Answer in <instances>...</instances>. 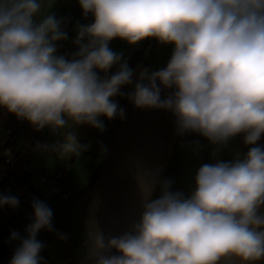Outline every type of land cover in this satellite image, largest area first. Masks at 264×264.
I'll return each mask as SVG.
<instances>
[{"label":"clouds","instance_id":"1","mask_svg":"<svg viewBox=\"0 0 264 264\" xmlns=\"http://www.w3.org/2000/svg\"><path fill=\"white\" fill-rule=\"evenodd\" d=\"M55 3L0 0V116L46 133L33 153L90 152L79 129L102 135L105 121L126 118L124 100L169 113L175 135L203 138L214 161L196 169L187 194L162 167L135 165L136 215L106 231L96 198L77 264H264V0H75L77 20ZM114 40L169 51L162 65L133 66ZM236 137L247 151L218 159ZM96 149L99 159L108 153L103 141ZM21 204L0 192V212ZM42 232L69 238L49 201L32 195L23 226L3 240L6 264H46Z\"/></svg>","mask_w":264,"mask_h":264},{"label":"water","instance_id":"2","mask_svg":"<svg viewBox=\"0 0 264 264\" xmlns=\"http://www.w3.org/2000/svg\"><path fill=\"white\" fill-rule=\"evenodd\" d=\"M126 112L124 128L111 143L100 168L105 180L96 215L101 226L113 232L123 229L137 213L138 197L133 180L135 165L162 167V176L174 181L173 190L187 194L193 187L196 169L202 163L214 162L210 157L212 148L206 140L197 135H175L174 120L169 113L137 110L130 104H127ZM261 143H264V137ZM246 151L241 138L236 137L219 152L217 158L230 160L237 153ZM117 173L121 179H113ZM155 195H158V190ZM95 199H90V205H86L87 221L92 215L89 209ZM83 227L86 229V221ZM76 249L74 264H77V257L82 252V244Z\"/></svg>","mask_w":264,"mask_h":264},{"label":"trees","instance_id":"3","mask_svg":"<svg viewBox=\"0 0 264 264\" xmlns=\"http://www.w3.org/2000/svg\"><path fill=\"white\" fill-rule=\"evenodd\" d=\"M169 49L167 48H158L157 45L155 44V42H148L145 41L143 43H141L139 46L135 47V48H129L127 50V52H125L124 54L126 56L131 57L130 59V63L134 66L137 63H143L145 65H149V64H153L152 63V59H156L155 56H165L167 55ZM165 54V55H164ZM163 62H161L159 65H162ZM155 65V64H154ZM121 105L124 106L125 108H127V102L124 100L120 101ZM125 122V119L123 120ZM110 122H117L116 128L112 129V135H111V139L107 140L105 143L108 146V149L111 145V143L113 142V140L115 139L116 135L120 132V127H119V123H121V120L116 119ZM106 124L109 123V121H105ZM17 127H21L23 129V133L20 137V139H18L17 141H13V136L12 135L15 131V128ZM29 133V126L25 123L22 122H18L15 118L13 117H7L6 121L2 124V126L0 127V180H3L4 178L1 177L2 172L5 169H9L11 166L10 163H7L3 158V155L5 156L6 154H8L12 149H21L24 152V158L26 161L31 162V163H37V169H39V172H36V170H32L33 175L31 177V179H28L29 183H28V188L22 193L20 194V199L22 201V206L25 205V201L28 204L29 198L32 195H36L39 197H42L43 195V189L42 188H55L59 190L58 195H60L61 193H67V191L65 189H63V191H60V186L59 185V180L61 177H63L64 172L66 171L67 168H64L62 170H58L56 172H52L49 169L46 168L45 165H40L38 162H35L33 160H31V158L28 155V149L25 146V138L27 136V134ZM32 133H34L32 131ZM39 134L34 133L35 138L37 139V136ZM103 160V159H102ZM44 169H43V168ZM101 165L99 167L94 168L90 180L88 182V184L80 189H77V191H73L72 193V197L74 196V192L77 194V196H81L83 194H88L91 193L92 191H95V196H97L98 194H100V190H101V179H100V175H101V171H100ZM10 171V169L8 170ZM42 172H45V174H49V178L48 179H39L40 176H42ZM12 175V174H11ZM58 175V177H57ZM36 177L40 182L41 185L40 187H36L33 182H32V178ZM54 177H56V179H54ZM64 188V187H63ZM97 189V190H96ZM62 190V189H61ZM32 192V194L29 196L28 193ZM28 205H25V207L22 209L20 208L16 213H13V215H9L8 217L4 218L3 216H0V221H2L3 219L5 220H18L19 218H23L25 216H21V211H23V213H25V211L27 210L26 207ZM86 215V212H85ZM85 215H83V217H85ZM11 255V248L7 247L4 245V243L0 242V264H6V261L8 260L9 256ZM75 257V255H74Z\"/></svg>","mask_w":264,"mask_h":264},{"label":"crops","instance_id":"4","mask_svg":"<svg viewBox=\"0 0 264 264\" xmlns=\"http://www.w3.org/2000/svg\"><path fill=\"white\" fill-rule=\"evenodd\" d=\"M53 11H55L57 13V15H70L74 20L80 19V15H81L80 9H79L78 5L75 3V0H56L55 5L53 6ZM110 46L116 50H123L124 53L127 52V50L129 49V47L125 43H123L119 40H114ZM70 48H71V45L66 44L64 49H62V51L70 50ZM167 55H168V53H167ZM167 55L164 56V58L161 60V62L164 63V61L167 58ZM159 61H160V59H159ZM5 121H6V118L0 116V127L2 126V124ZM40 134H42V133H40ZM79 134L84 136L86 138V140H88L90 137L89 132L84 127H81ZM38 138L42 139V138H40V135L37 136V139ZM44 138H46V135H44ZM37 139L35 138L34 133H32V130L29 128V133L27 134V136L25 138V146L28 149L29 157L30 158L33 157L32 159L35 161H42V163H44L46 168L52 172H56L58 170H62L64 168H67L66 171L64 172V175L69 176L70 172H72V170H73L72 163L75 160H78L79 157L73 156L70 158L61 159V158H58L54 154L37 155L31 151V144H32V142H34ZM81 141L84 142L83 140H81ZM93 170L94 169L92 168V171ZM90 177H91V174L89 175L88 179H90ZM77 179H78V177H77ZM77 189L78 188H75V191H77ZM65 190L67 191V193H69L71 195V197H70L69 203H67V202L64 203V205H65L64 208L67 209V207L71 206V207H74L76 210V212L74 214L73 222H70V220H69V215H70L71 209L68 208L69 209L68 212L63 210L64 213H62V212L58 213V212H56L59 209V206H58L57 210H55L54 212H55V224H56L57 229L60 231L67 232L69 238L66 241H60L55 237V235L48 234L45 232H42L40 234V236L45 241L54 240V241L58 242L59 251L62 254L63 259H64V263H62V264H74L72 261L74 259V255L77 251L76 247L80 246V244L82 243L83 235L85 232V229L83 227V225L85 223L84 222L85 217H83V215H85V208H84L85 204L84 203L87 202L89 199H91V198L93 199L94 197H96L95 196L96 194H95V191H92L91 193L83 194L81 196H77V194L74 192V196L72 197L71 192H73L74 190H67V189H65ZM60 191H61V189H60ZM60 209H61V207H60ZM14 222H15V220H11V221H7V222L2 224L3 230H5L7 232L5 237L8 235V230L10 228H13V227L21 228L23 226L24 219H23V221H19V223H17V224H15ZM3 230H0V234ZM4 238L1 239L0 242L3 243ZM42 255L45 256L46 264H56L55 261L53 259H51L45 253V251H43Z\"/></svg>","mask_w":264,"mask_h":264},{"label":"rangeland","instance_id":"5","mask_svg":"<svg viewBox=\"0 0 264 264\" xmlns=\"http://www.w3.org/2000/svg\"><path fill=\"white\" fill-rule=\"evenodd\" d=\"M155 58L156 59H152V63H153L152 65H154V64L159 65L161 63V60L164 58V56L161 57L158 55V56H155ZM159 59H160V61H159ZM125 121H126V119H125ZM116 125H117V122H109L108 124H106L107 130L102 135L97 133L95 130H93L91 128L84 127L89 132L90 137L88 140H86V138L80 134H79V137L84 142L92 141V149L90 152H87V153L82 154L81 156H78L79 159L75 160L72 163L73 170H72V172H70L69 176L64 175L63 177L60 178L59 185L62 186V187H60L62 189L61 191H63L64 188L67 190H75V188L80 189V188L85 187L88 184V182L90 180V179H88L89 175L92 174V172H93L92 168L94 169L95 167H99L102 163V159H99L98 155H97L96 141L100 140V141H103L105 143L107 140H110L111 135H112L111 131H112V129L116 128ZM124 125H125V122L123 120H121V123H119L120 130L124 128ZM80 129H79V132H80ZM39 135H40V138L43 139L44 135H46V133H42ZM32 158H31V160H33ZM33 161H35V160H33ZM35 162H38L40 165H44V163H42V161H35ZM77 177H78V179H77ZM32 182L36 187H40V185H41V182L36 177L32 178ZM42 189H43L42 190L43 195L41 198L47 199L49 201V203L52 205L54 211L57 210L58 206H59V209L56 211L58 213L59 212L64 213L63 210L68 212L69 209H71L70 215H69V220H70V222H73L74 214L76 212L75 208L71 207V206H70L71 208L67 207V209L69 208L68 210L66 208H64V206H65L64 203L70 202L71 195L69 193H61L60 195H58L59 190L55 189V188H49L48 187V188H42ZM100 192H101V190H100ZM94 198H96V197H94ZM88 201L84 203L85 204L84 205L85 212H86V205H87ZM60 207H61V209H60ZM7 221H11V220L10 219L9 220L3 219L2 221H0V230H3L2 224L7 222ZM19 221H23V218H19L18 220H15L14 223L17 224V223H19ZM85 221H86V215H85L84 222ZM6 233L7 232L5 230H3L1 232L0 240L5 237ZM40 238H41V236H40ZM46 245L47 246L44 249L45 253L51 259H53L56 264L64 263L63 256L60 253L59 248H58V242H56L54 240L46 241Z\"/></svg>","mask_w":264,"mask_h":264},{"label":"built area","instance_id":"6","mask_svg":"<svg viewBox=\"0 0 264 264\" xmlns=\"http://www.w3.org/2000/svg\"><path fill=\"white\" fill-rule=\"evenodd\" d=\"M22 133L23 129L21 127L15 128V131L12 134L14 135L13 141H17L18 139H20ZM3 158H5L4 160L7 163H10L12 167L9 168L10 171H8L9 169H5L1 174V177L4 179L0 180V192L11 189L12 192L20 195L28 188V179H31L33 175H36L33 174L32 170L34 169L36 170V172H39V169H37L38 164L26 161L24 158V152L20 148L12 149L8 154H6L5 156L3 155ZM42 173L43 174L39 177V179L49 178V174H45V172ZM54 179H56V177H54ZM31 194L32 192L28 193L29 196ZM25 205H28L26 201ZM25 205H21V208L23 209ZM26 209H28V206L26 207ZM9 215H13V213L8 211L0 212V216H3L4 218L8 217ZM21 216H25V213H23V211H21Z\"/></svg>","mask_w":264,"mask_h":264},{"label":"flooded vegetation","instance_id":"7","mask_svg":"<svg viewBox=\"0 0 264 264\" xmlns=\"http://www.w3.org/2000/svg\"><path fill=\"white\" fill-rule=\"evenodd\" d=\"M127 113V112H126ZM104 159V158H103ZM118 174V175H117ZM117 174H115V175H113V179H121V177L119 176V173H117ZM122 175V174H121ZM128 178H129V176H128ZM127 178V179H128ZM100 179H101V192H100V194H98L97 196H96V198H98V200H99V202H100V199L102 198V194H103V182H104V180H105V176H104V172H102L101 171V175H100ZM94 202V201H93ZM100 204V203H99ZM90 205V203H88V206ZM91 209H89L91 212H90V214H92V212H93V204H91ZM95 215H96V211H95ZM96 218L98 219V217H97V215H96ZM88 224V221H87V219H86V225ZM82 244V243H81ZM80 244V245H81Z\"/></svg>","mask_w":264,"mask_h":264}]
</instances>
